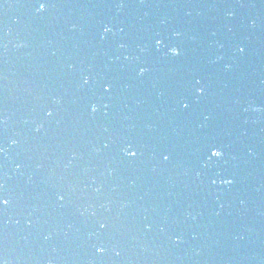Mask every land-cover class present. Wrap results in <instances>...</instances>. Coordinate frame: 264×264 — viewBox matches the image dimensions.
<instances>
[{
    "label": "water",
    "instance_id": "obj_1",
    "mask_svg": "<svg viewBox=\"0 0 264 264\" xmlns=\"http://www.w3.org/2000/svg\"><path fill=\"white\" fill-rule=\"evenodd\" d=\"M37 7L0 0V261L264 264V0Z\"/></svg>",
    "mask_w": 264,
    "mask_h": 264
},
{
    "label": "snow or ice",
    "instance_id": "obj_2",
    "mask_svg": "<svg viewBox=\"0 0 264 264\" xmlns=\"http://www.w3.org/2000/svg\"><path fill=\"white\" fill-rule=\"evenodd\" d=\"M35 2L38 5L37 10L40 11V10L46 9L49 6L50 0H35ZM105 31L107 32V31H109V29L105 28ZM155 43L158 46L162 45L163 44V40L158 38V39H156ZM239 51L243 52L244 49L241 47L239 49ZM168 52L171 53L174 56L180 55V49L178 47H176V46H170L168 48ZM139 71L141 73H144L145 71H147V69L144 68V67H140ZM88 79H89L88 77H85V83L88 82ZM197 83H199V82H197ZM103 87H104L105 91H109L111 89V85L107 84V83H105L103 85ZM197 91L200 92V93H203L204 92V88L203 87H199L197 89ZM182 106L184 108H188L189 107V105L187 103H183V102H182ZM96 110H97V105H93L92 106V111L95 112ZM0 151H2V149H0ZM123 151L125 152L126 155H128L130 157H135L137 155V151L134 149L132 144H128L123 149ZM208 151H209L208 159H210V160L213 159V158H222L224 156L223 148L220 147V146L214 145V144L209 146ZM163 158L165 160H167L169 157L167 155H165ZM213 183H215V181H213ZM221 183L231 184L232 180L231 179H224V180L221 181ZM61 199H63V197H61ZM8 203H9L8 199L5 198L3 195H0V206L7 205ZM99 250L100 251H104V249H102V248L99 249ZM0 264H3V262L0 261Z\"/></svg>",
    "mask_w": 264,
    "mask_h": 264
},
{
    "label": "clouds",
    "instance_id": "obj_3",
    "mask_svg": "<svg viewBox=\"0 0 264 264\" xmlns=\"http://www.w3.org/2000/svg\"><path fill=\"white\" fill-rule=\"evenodd\" d=\"M228 15H232V13H231V12H229V13H228ZM13 143H15V141H13ZM98 251H100V250L98 249Z\"/></svg>",
    "mask_w": 264,
    "mask_h": 264
}]
</instances>
